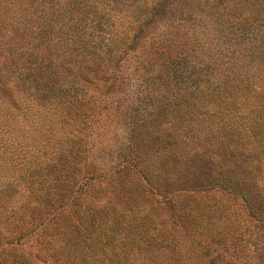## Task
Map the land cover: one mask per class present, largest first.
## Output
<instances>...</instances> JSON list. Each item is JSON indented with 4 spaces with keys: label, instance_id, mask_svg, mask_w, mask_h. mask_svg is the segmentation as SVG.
<instances>
[{
    "label": "rangeland",
    "instance_id": "374dc122",
    "mask_svg": "<svg viewBox=\"0 0 264 264\" xmlns=\"http://www.w3.org/2000/svg\"><path fill=\"white\" fill-rule=\"evenodd\" d=\"M256 3L0 0V264H264Z\"/></svg>",
    "mask_w": 264,
    "mask_h": 264
},
{
    "label": "trees",
    "instance_id": "16d2710c",
    "mask_svg": "<svg viewBox=\"0 0 264 264\" xmlns=\"http://www.w3.org/2000/svg\"><path fill=\"white\" fill-rule=\"evenodd\" d=\"M257 12H262L261 14V18H263L264 20V0H257ZM258 7H260L258 9ZM261 10V11H260ZM237 20V23L239 24L240 23V19H236ZM251 23V22H249ZM260 23H261V20L257 23H255L256 25H258L257 29L258 31L259 30H262L264 28H261L260 26ZM251 41H253V43H255L253 45V47L255 48L254 49V52L252 55H256V56H261L263 57L264 55V35H257V36H254V37H251L250 38ZM264 75V73H263ZM258 76H262V74H258V75H254L252 78L251 77H248L247 79H250V80H255ZM260 79H262V77H260ZM230 80H235V79H232V78H228L222 85V88H225V84L227 82H229ZM226 92V91H224ZM230 117H225V118H222L223 121H228V124L226 125L227 128H230V129H236L239 128V133L237 134L236 132H230V131H225V132H220V133H213V136H209V141L210 140H215L214 143L218 144V145H223V147H225L226 149H229V151H231V153H240V151L243 152L242 149L244 148H249V151L253 154H255L256 150H254L255 146H258V142L259 140L258 139H253V137H248V136H243L240 138V134L244 133L246 130H248V128L250 126H254V127H264V119H259L258 121H254L252 122V124L250 123H245V120L244 119H241V122L239 123H234V121H230L229 120ZM240 117H236L234 116L233 117V120H236ZM219 126L217 127V129H220V128H223L225 123L224 122H220L218 123ZM263 125V126H262ZM229 130V129H227ZM264 131V129H263ZM237 134V135H236ZM28 226V227H26ZM37 227H35V225H31V227H29V225H27L25 223V227L24 229H20L22 231L20 232H17L16 230L14 231H11L10 232V236H7L6 237V240L7 241H12V240H19L21 239L24 235H27V234H30V233H33L35 230H36ZM137 250H141V248H137ZM18 264H21V263H18ZM66 264V263H65ZM72 264H97V262L95 261H87V262H72ZM103 264H109L108 262L106 263H103ZM121 264H144L143 262H137V261H134V260H128V261H122Z\"/></svg>",
    "mask_w": 264,
    "mask_h": 264
}]
</instances>
